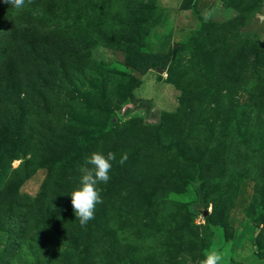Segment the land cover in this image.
Returning <instances> with one entry per match:
<instances>
[{
	"label": "rangeland",
	"instance_id": "1",
	"mask_svg": "<svg viewBox=\"0 0 264 264\" xmlns=\"http://www.w3.org/2000/svg\"><path fill=\"white\" fill-rule=\"evenodd\" d=\"M94 151L115 160L81 226ZM213 249L264 264V0H0V264Z\"/></svg>",
	"mask_w": 264,
	"mask_h": 264
},
{
	"label": "clouds",
	"instance_id": "2",
	"mask_svg": "<svg viewBox=\"0 0 264 264\" xmlns=\"http://www.w3.org/2000/svg\"><path fill=\"white\" fill-rule=\"evenodd\" d=\"M9 8L21 10L25 6V0H3ZM115 155L109 151H94L88 155L84 163L79 167V186L68 193L71 197L72 208L79 224L86 225L94 216L95 205L101 202L99 184H106L110 179V169ZM124 163V159L119 161ZM222 255L216 250L205 252L201 264H220Z\"/></svg>",
	"mask_w": 264,
	"mask_h": 264
},
{
	"label": "trees",
	"instance_id": "3",
	"mask_svg": "<svg viewBox=\"0 0 264 264\" xmlns=\"http://www.w3.org/2000/svg\"><path fill=\"white\" fill-rule=\"evenodd\" d=\"M129 97V96H128Z\"/></svg>",
	"mask_w": 264,
	"mask_h": 264
}]
</instances>
